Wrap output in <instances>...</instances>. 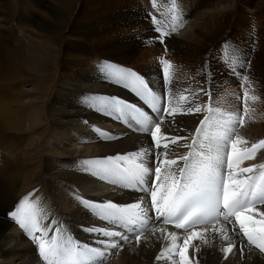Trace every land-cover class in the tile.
I'll return each mask as SVG.
<instances>
[{
	"label": "bare ground",
	"instance_id": "1",
	"mask_svg": "<svg viewBox=\"0 0 264 264\" xmlns=\"http://www.w3.org/2000/svg\"><path fill=\"white\" fill-rule=\"evenodd\" d=\"M61 1L50 4L47 13L52 18L49 20L36 16L37 6L22 4L19 10L14 7L10 14L17 12V16L8 29L4 21L9 13L0 8V18L4 20L0 21V120L17 114L25 119L26 125L25 134H7L6 140L0 141V264H44L38 246L9 216L30 193L26 213L33 211L30 205H36L41 224L55 221L64 228L63 233L57 234L60 242L71 240L73 246L94 248L100 247L97 236L83 228L104 226L105 222L78 206L76 196L125 205L138 202L144 195L112 184L110 180L116 177L101 179L93 175L104 165H88V171L84 170V161L147 149L151 141L150 134L137 130L139 125L135 121L117 120L88 107L90 97L122 98L155 118L157 113L151 105L163 104L180 113L189 106L180 97L191 99L203 89L191 105L199 104L203 111L176 115L175 124L171 115L164 116L162 134L186 138L177 145H170L169 159H178L188 152L179 145L191 143V136L209 105L216 119L222 114L226 118L229 113L244 116V126L238 131L249 143L238 147H250L251 143L264 139V35H259L256 41L253 39L255 42L248 41L246 48H232L230 37L243 25L240 21H228L229 16L242 13L233 0H225L224 4H210L209 0H155V6L153 0ZM152 16L156 17L158 25L154 24ZM37 17L42 20L39 27L32 21ZM156 27L170 33L164 43L157 39L160 33L154 31ZM173 27L176 31L171 30ZM262 29L264 32L263 22ZM64 31L67 35L61 38ZM229 50L235 53L231 62L227 55ZM161 59L173 65L170 73L174 83L170 92L165 90L163 99L159 95L155 99L149 97L148 103L132 91L111 83L102 70L104 65H114L117 69L135 71L145 76L153 89L160 90L163 66L159 73L156 66ZM31 75L36 78H30ZM244 77H247L246 85ZM52 85L55 92L48 101ZM245 88L249 93L246 115ZM252 96L257 99L252 100ZM136 115L144 120L143 116ZM148 123L154 128L152 121ZM17 126L8 127L12 130ZM3 127L0 126V132L7 126ZM101 133L112 138L106 139ZM165 142L161 140V144ZM179 163L182 165V161ZM261 163H264V149L255 159L243 161L240 167ZM161 167L163 179L166 165ZM154 168L153 163V179ZM150 204L149 195L145 207ZM257 208L264 212V205ZM148 214L155 216L154 211ZM205 227L195 231L201 232ZM224 227L232 236L233 225ZM153 229L164 231L153 234ZM235 230L239 231L238 222ZM191 231L193 229L174 231L162 222L155 223L144 231L139 246L134 237L128 243L120 241L123 248L111 250L104 264H171L167 259H156L161 249H167L174 242L166 233H176L180 239L175 243L183 246L184 238ZM54 234V230L49 232L48 239ZM233 238L237 245L227 260L220 249L229 241L221 240L218 233L209 231L202 239H194L192 243L200 247L199 264H264V253L258 249L250 252L245 249L242 258L240 239ZM243 242L247 244L246 238ZM188 254L192 256L194 249L190 247Z\"/></svg>",
	"mask_w": 264,
	"mask_h": 264
},
{
	"label": "snow or ice",
	"instance_id": "2",
	"mask_svg": "<svg viewBox=\"0 0 264 264\" xmlns=\"http://www.w3.org/2000/svg\"><path fill=\"white\" fill-rule=\"evenodd\" d=\"M179 18L182 20V17ZM152 20L158 25L155 16H152ZM180 26L183 27L182 22ZM171 30L176 31V28L173 27ZM154 31L160 33L157 37L160 43H164L165 37L170 34L159 27L154 28ZM165 50L167 51V46ZM227 55L230 62L235 57V53L231 50ZM160 66H163L160 90L153 89L147 78L135 71L117 69L114 65H104L102 70L109 76L111 83L132 91L148 103L149 97L155 99L159 95L163 99L165 90L170 92L174 83L173 74L170 73L173 67L171 62L161 59L156 66L158 73L161 72ZM240 66L243 67V64ZM243 83L247 84V77L243 78ZM201 92L203 89L191 99L182 95L181 100L189 106L180 113L163 104L151 105L153 111L157 113L155 118L145 113L140 106L128 103L122 98L107 96L88 98V107L93 110L114 116L117 120L135 121L139 125L137 130L150 134L151 141L147 149L109 156L104 160L84 161V170L88 171V165H104L99 171L93 172V175L101 179L116 177L110 180L112 184L139 191L144 195L138 198V202L125 205L113 201L96 202L76 196L78 206L105 222L104 226L83 228L84 231L97 236L100 247L95 248L79 244L73 246L71 240L67 243L60 242L57 234L63 233L64 228L57 226L55 221L47 225L41 224L38 219L40 213L35 211L36 205H30L33 211L26 213L25 205L32 194L24 197L9 216L38 246V254L44 264H85L86 261L89 264H104L111 255V250L123 248L120 241L128 243L134 237L139 246L144 231L158 222L172 223L180 229H193L184 238L183 246L175 243L180 239L176 233H166V237H171L174 242L167 249H161L156 256L158 261L167 259L171 264H194V262L199 264L200 247L194 245L192 241L202 239L209 231L218 233L221 240L229 241L220 249L225 260L229 258V254H234L237 240L233 237L240 239L239 252L242 258L245 249L249 252L258 249L260 253H264V212L257 208V205H264V163L240 167L243 161L255 159L257 153L264 149V139L251 143L250 147H238L249 143L246 138L239 135L238 131V128L244 126V116L237 117L236 114L229 113L226 114V118L222 114L220 119H216L209 105L207 108L209 115L199 121V126L191 136V143L179 145L187 148L188 152L178 159L168 158L170 145H177L180 140L186 138L163 135L161 124L164 122V116L171 115L175 124L176 115L200 113L204 109L199 104L195 107L191 105ZM207 94L211 96V93ZM248 95V90L245 88L243 97L245 115ZM256 99V96H252V100ZM136 114L143 116L144 120L138 119ZM148 121L154 123V128L149 126ZM101 135L106 139L112 138L107 133ZM162 139L166 141L163 144H161ZM153 148L156 149L155 152ZM179 161L183 162L182 165ZM153 163L155 179H153ZM161 165H166L163 179ZM173 166H176L175 170H172ZM149 195L151 204L150 207H145ZM149 211H154L155 216H150ZM236 222L239 225L238 232L235 230ZM225 223L233 225L232 236H229L227 228L224 227ZM201 224L211 227H205L201 232L195 231L196 226ZM116 228L120 230H113ZM53 230L56 234L49 240V232ZM156 231L164 230L153 229V234ZM37 232L40 235H35ZM245 238L247 244L243 242ZM204 243L207 244L208 241L205 239ZM190 247L194 249L192 256L188 254Z\"/></svg>",
	"mask_w": 264,
	"mask_h": 264
},
{
	"label": "rangeland",
	"instance_id": "3",
	"mask_svg": "<svg viewBox=\"0 0 264 264\" xmlns=\"http://www.w3.org/2000/svg\"><path fill=\"white\" fill-rule=\"evenodd\" d=\"M59 1L62 2L61 0H24V1L23 0H0V8L2 10L5 9V11L7 13H9L6 15L5 21L2 20V17L0 18V21L2 23L4 21V23H5L4 27L8 29V26H11V24L15 20L14 18L17 16V12H14L12 14H10V13L13 12L14 7H16L19 10L22 7L21 6L22 4H24L25 6H33V7L37 6L36 9H37L38 13H36V16H38L40 18H46V20H49L50 18H52V16L47 13L48 8H50V4L56 5ZM172 1H174V0H172ZM208 2L210 4H224L227 1H225V0H209ZM233 3H234L235 7L242 9V13H237L233 16L228 17V21L229 20L231 22H237V21L239 22L240 21L241 23H243V25H241L238 28V30L234 34V36L230 37V39H231L230 43L233 44L232 48L234 49V47H236V50H237V49H242V48L248 47L249 46L248 41L255 42L256 40H258L259 35H264L263 29H262V22L264 23V21H262L264 19V0H233ZM39 11L41 13H39ZM75 14H76L75 12H72V15H75ZM38 17L36 19H34V18L32 19L35 27H39V25L42 21V20H39ZM259 22H261V23H259ZM2 23H1V25H2ZM66 35H67L66 31L62 32L61 38L66 37ZM253 39H255V41ZM59 67H60V64H58V68ZM30 78L35 79L36 77L31 75ZM54 89H55L54 85H52V88L50 86V89L48 90L49 94L47 97L48 101L52 100L51 97L54 96V92H55ZM19 116L20 115L17 116V114H14V115H8V117H6V118L2 117V119L0 120L1 121L0 126H2L1 129H4L3 126H5V125L7 127L5 130L0 132V141L6 140L7 134H25V132H26L25 119H22ZM2 122H3V125H2ZM13 124H17L18 126L16 129L11 128L12 130H10L9 127H11V125H13ZM8 128H9V130H8ZM4 146H5V144H4Z\"/></svg>",
	"mask_w": 264,
	"mask_h": 264
}]
</instances>
